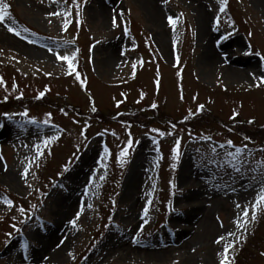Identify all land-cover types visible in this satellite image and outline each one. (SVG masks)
<instances>
[{"label": "rangeland", "instance_id": "374dc122", "mask_svg": "<svg viewBox=\"0 0 264 264\" xmlns=\"http://www.w3.org/2000/svg\"><path fill=\"white\" fill-rule=\"evenodd\" d=\"M3 4L0 264H219L226 243L231 264L241 246L242 264H264V204L251 220L264 140L236 134L264 128V0H226L223 12L221 0ZM73 53L75 71L57 59ZM138 111L154 122L114 119ZM192 116L210 122L184 127ZM236 148L239 172L224 163Z\"/></svg>", "mask_w": 264, "mask_h": 264}, {"label": "snow or ice", "instance_id": "6c2138e0", "mask_svg": "<svg viewBox=\"0 0 264 264\" xmlns=\"http://www.w3.org/2000/svg\"><path fill=\"white\" fill-rule=\"evenodd\" d=\"M73 2H75V0H73ZM226 4V0H221V7H220V11L223 12L224 11V5ZM9 5L7 4H3L2 6H0V22L4 21L5 18L8 16V9ZM58 13H53V15H56ZM77 15H79V12H77ZM168 21H169V24L172 25L173 27H175L176 25V20L173 19L172 17H169L168 18ZM113 23V26L115 27L116 26V20L115 18L113 19L112 21ZM8 32H11V33H14L16 35H19L20 33L19 32H16V30L12 27H8L7 28ZM26 31V29H25ZM126 31V30H125ZM257 55H260L259 53H257ZM75 58V53H73L71 56L69 55H63V56H60L58 55L57 56V59L59 60H64V61H67L68 62V67L70 69H72V71H75V68L73 67V64H72V60ZM136 65L133 64V68H135ZM50 75V74H49ZM76 78L79 80L80 79V76L79 74H77ZM261 83H264V79L261 80ZM3 84V80L0 79V85ZM259 86V85H257ZM44 93H40V96H43ZM39 98V97H38ZM156 105L153 104V107H155ZM200 108H203V106L201 105ZM92 111H95V108L92 109ZM21 115H24V116H27V112L25 113H22ZM235 115H237V113H233V117H235ZM45 123H47V121H45ZM249 124H252L253 121L252 120H249L248 121ZM163 135V134H162ZM57 137H52L51 139L54 140L56 139ZM206 139H210L209 138H206ZM51 141L50 140H45L43 141L44 145L47 146ZM129 145H131L132 141L129 140L128 141ZM179 143L180 141L177 140L176 141V145L177 147H174L173 148V159L174 160H178L179 159V151H178V146H179ZM228 146L229 147H232V142L231 141H228L227 142ZM37 147V152H38V156L37 158L39 157V155H42L43 152L42 150L40 149L39 146H36ZM221 148L224 147V145H220ZM212 153L215 154L216 153V147H213L211 149ZM126 152H127V149L121 151L120 153V157H124L126 155ZM242 154V150L240 148H236L235 149V152H227L226 155L227 157L231 158L230 160H225L224 163L225 164H229L230 167H232L235 171L239 172L240 171V164H243V163H246V161H243V160H240L239 157L241 156ZM213 163H215V161H212ZM262 164H264V162H262ZM173 167H175V165H173ZM25 173H27V169H25ZM103 178V177H101ZM174 186V185H173ZM4 203H7L9 206L11 205V201H7L5 200ZM261 204H264V189H261V191L258 193L257 197H256V202L255 204L252 205V208H251V220L252 221H255L256 219V216H257V210H258V207L261 205ZM237 208H240L241 206L239 204L236 205ZM21 212H23V209L20 210ZM147 212V208H145V213ZM80 212H77L76 214V217L70 221L69 223L75 227L76 226V220L79 219L80 217ZM248 215H249V209L247 207H245L242 211V221L241 222V219H238L236 221V224H237V227L238 228H244L245 227V224H247L249 221H248ZM229 236H233L234 233H229L228 234ZM225 238L224 236H221L217 239L216 243H220L221 241H223ZM61 244L63 243V240L60 242ZM234 247V244L233 243H226L225 246H224V249H223V258L220 260L219 264H231V262L229 261V258H228V252L230 249H232ZM262 255H264V253H262Z\"/></svg>", "mask_w": 264, "mask_h": 264}, {"label": "trees", "instance_id": "16d2710c", "mask_svg": "<svg viewBox=\"0 0 264 264\" xmlns=\"http://www.w3.org/2000/svg\"><path fill=\"white\" fill-rule=\"evenodd\" d=\"M7 107V105L3 106V107H0V109H3ZM69 112L75 114V115H78V112L76 111V109L74 108H68L67 109ZM151 111H154V108L153 109H150ZM98 119L100 120V118H102V115L101 116H97ZM123 117V116H122ZM121 117H115L114 119L115 120H120L122 123H125L127 125H136V124H142V125H149V123H151L154 118H149L145 115V113H141V112H130L128 115H126L125 117H123V119H119ZM103 120V119H101ZM154 122V121H153ZM210 121L208 122H205L203 120H200V119H195L194 116L190 117V119L188 121H186L184 123V127L186 128H189L191 130H194L195 128L201 126V125H205L206 123H209ZM15 125H18V126H21L23 127L25 123L23 122H18V121H15L13 122ZM28 125V124H26ZM29 126H35L33 124H30ZM236 134H239V136L243 139V140H247V141H255V140H264V128H261V129H258V130H248V132H245L244 129L241 130V131H236ZM253 240L256 238L254 233H253ZM252 240V242H253ZM251 241V240H250ZM245 256H250V252L249 250L246 248V247H243L241 246L239 248V250H237V252L235 253L234 257L232 258V261L235 263V264H242V262L244 260H246Z\"/></svg>", "mask_w": 264, "mask_h": 264}, {"label": "bare ground", "instance_id": "6f19581e", "mask_svg": "<svg viewBox=\"0 0 264 264\" xmlns=\"http://www.w3.org/2000/svg\"><path fill=\"white\" fill-rule=\"evenodd\" d=\"M33 57L37 56V57H40L42 56L41 52L40 51H37L36 52H33V51H30L29 52ZM223 58H226L225 55L223 56ZM109 60V59H108ZM111 61V58L110 60ZM212 62V60H211ZM243 72V67H242V63L240 62H232L230 63L229 65L226 64V68H225V76L229 79H236L238 77H240ZM66 203H64V205L66 207H69L70 206V202H68V200H65ZM68 204V205H67ZM60 255L59 251L58 252H55V253H52L50 254V256H52V258H58ZM37 261H35V264H36ZM39 263V262H38Z\"/></svg>", "mask_w": 264, "mask_h": 264}]
</instances>
